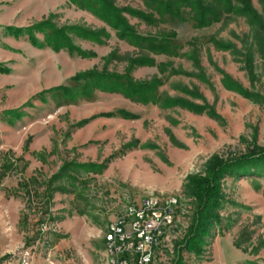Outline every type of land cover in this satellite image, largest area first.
<instances>
[{
  "label": "rangeland",
  "instance_id": "1",
  "mask_svg": "<svg viewBox=\"0 0 264 264\" xmlns=\"http://www.w3.org/2000/svg\"><path fill=\"white\" fill-rule=\"evenodd\" d=\"M111 2L151 15L122 11L170 50L121 36L97 4L0 0V264H109L110 224L149 197L177 200L150 264H264V175L224 176L219 218L197 238L188 184L213 157L264 170V0L254 12L233 0L242 12L204 27L189 9ZM54 30L76 49L49 45ZM142 56L153 63L132 64ZM92 71L156 87L127 96L125 80L76 79Z\"/></svg>",
  "mask_w": 264,
  "mask_h": 264
},
{
  "label": "trees",
  "instance_id": "2",
  "mask_svg": "<svg viewBox=\"0 0 264 264\" xmlns=\"http://www.w3.org/2000/svg\"><path fill=\"white\" fill-rule=\"evenodd\" d=\"M237 3L243 5L244 8L249 12L253 11L250 0H234ZM83 4H86L88 8L94 7V5H99L98 9L95 10L102 19L107 21L112 27L118 29V32L123 37L133 38L135 40H147L150 43L151 50L167 52L170 50V45L167 38H163L158 41L156 38L142 37L136 33L134 28L128 23L126 18L122 15V11H129L130 13L138 14L141 18L153 21L151 15L144 14L143 12L132 10V9H122L114 6L111 0H82ZM147 5L156 11L160 18L169 16L173 19H184V14L186 9L192 14V19L197 23L199 27L210 26L212 23L218 22L223 13H231L237 9V11L242 12V7L237 8L233 0H213L211 3L205 2V0H145ZM254 12V11H253ZM256 15V14H253ZM47 24V21L43 22ZM70 29L76 32L85 31L80 30L79 27L72 26ZM87 32V31H85ZM89 34H94L92 32H87ZM54 39H48V44L52 45L55 50L60 48H69L70 50L76 49L74 46L68 44V39L65 35H62L60 30H54ZM86 34V33H85ZM86 36V35H85ZM59 37H61V42H59ZM175 37V34L171 38ZM63 41V42H62ZM153 60L147 57H140L133 60V65L135 64H152ZM104 77L114 78L117 81L125 80L127 88L124 90L127 96L131 94H144L147 90H154L156 87L155 82H139L136 81L129 74L126 75H110L104 74L96 71L84 73L78 76L76 79H89L97 78L99 81L103 80ZM145 101V100H143ZM259 158V157H257ZM264 158V156H260ZM254 159L251 157H241L236 160L224 161L218 157H213L209 162L206 163L204 169L195 176H192L188 180L191 191L190 195L196 199L197 210L195 212V220L193 224L192 234L193 238L198 237V233L201 231H207V227L212 224L210 219H218L219 216L214 211L220 204L223 194L220 189V180L226 175L235 176H260L264 175V170L257 169L253 163ZM251 162V163H250ZM255 167V168H253ZM191 241V240H190ZM189 241V242H190ZM197 249V246L193 247Z\"/></svg>",
  "mask_w": 264,
  "mask_h": 264
},
{
  "label": "built area",
  "instance_id": "3",
  "mask_svg": "<svg viewBox=\"0 0 264 264\" xmlns=\"http://www.w3.org/2000/svg\"><path fill=\"white\" fill-rule=\"evenodd\" d=\"M174 200H144L140 205H133L126 216L113 222L109 244L114 245L116 264H148L149 255L155 254L152 244H158L161 229L172 220Z\"/></svg>",
  "mask_w": 264,
  "mask_h": 264
},
{
  "label": "bare ground",
  "instance_id": "4",
  "mask_svg": "<svg viewBox=\"0 0 264 264\" xmlns=\"http://www.w3.org/2000/svg\"><path fill=\"white\" fill-rule=\"evenodd\" d=\"M149 199H158L156 197H152ZM149 199H146V200H149ZM170 199H175V198H170ZM176 205H177V200H174V213H173V216H172V220H168L167 221V224H164L163 228L161 229L160 231V238H158V244L159 242H161L162 238L164 237L165 235V232H166V229L170 226L173 225L174 223V220H175V213H176ZM111 236H113V222L110 224L109 226V230L105 236V239H106V244H107V257H108V262L109 264H116V259L114 257V245L112 244H109V242H111ZM158 244H152V251L154 250V248L158 245ZM153 259V255H149V258H148V264L151 263ZM28 260H29V253H26V254H22L18 260V264H30L28 263Z\"/></svg>",
  "mask_w": 264,
  "mask_h": 264
}]
</instances>
